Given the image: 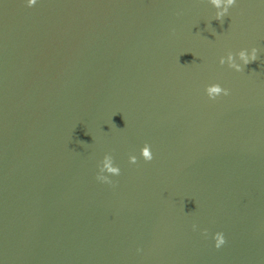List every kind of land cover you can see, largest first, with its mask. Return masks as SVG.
Segmentation results:
<instances>
[{"label": "water", "instance_id": "obj_1", "mask_svg": "<svg viewBox=\"0 0 264 264\" xmlns=\"http://www.w3.org/2000/svg\"><path fill=\"white\" fill-rule=\"evenodd\" d=\"M215 13L0 0V264H264V0Z\"/></svg>", "mask_w": 264, "mask_h": 264}, {"label": "clouds", "instance_id": "obj_2", "mask_svg": "<svg viewBox=\"0 0 264 264\" xmlns=\"http://www.w3.org/2000/svg\"><path fill=\"white\" fill-rule=\"evenodd\" d=\"M37 2V0H24V3L27 6H32ZM236 0H211L213 7L216 9L215 18L220 20L225 14L228 13L231 6L234 5ZM257 49L255 47L250 48H241L237 53L236 57H233V54L229 52L227 56L220 57V63H227L229 67L234 68L236 71H240L242 65H246L251 61L256 60ZM239 61V63L237 62ZM206 95L209 99H215L220 95H227L229 89L227 87H221L218 84H211L206 86L205 89ZM142 156L146 161H150L153 158V153L150 150V146L145 143L142 150ZM133 161L135 157H132ZM107 169L108 172L113 175H119V169L111 164V157L105 155L103 160V167L101 168V173ZM96 179L99 181H105L108 184L113 183V181L107 175H102L97 173ZM213 246L219 248L225 243V236L222 231H217L212 235Z\"/></svg>", "mask_w": 264, "mask_h": 264}]
</instances>
